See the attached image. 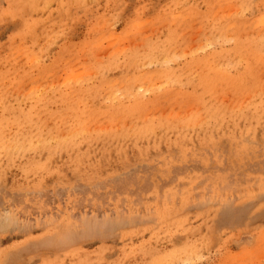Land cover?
<instances>
[{
	"label": "rangeland",
	"instance_id": "rangeland-1",
	"mask_svg": "<svg viewBox=\"0 0 264 264\" xmlns=\"http://www.w3.org/2000/svg\"><path fill=\"white\" fill-rule=\"evenodd\" d=\"M0 222V264H264V0H0Z\"/></svg>",
	"mask_w": 264,
	"mask_h": 264
},
{
	"label": "bare ground",
	"instance_id": "bare-ground-1",
	"mask_svg": "<svg viewBox=\"0 0 264 264\" xmlns=\"http://www.w3.org/2000/svg\"><path fill=\"white\" fill-rule=\"evenodd\" d=\"M167 4V3H166ZM214 4V3H213ZM249 6V5H248ZM231 8V7H230ZM251 14V13H250ZM236 15V14H235ZM178 16V15H177ZM228 16V15H227ZM182 17V16H181ZM180 18V17H179ZM235 18V17H234ZM262 18V17H261ZM182 21V20H181ZM183 22V21H182ZM146 23V22H145ZM192 23V22H191ZM260 23V22H259ZM105 24V23H104ZM139 24V23H138ZM171 24V23H170ZM173 24H175V23H173ZM145 25V24H144ZM263 25V23H262V21H261V26ZM256 27V26H255ZM259 27V26H258ZM150 28V27H149ZM170 28V27H169ZM154 30V29H153ZM260 30V29H259ZM111 32V31H110ZM253 32V31H252ZM111 35V34H110ZM258 35V34H257ZM107 36V35H106ZM123 36V35H122ZM115 37V36H114ZM109 38V37H108ZM163 38V37H162ZM124 40V39H123ZM116 41V40H115ZM260 42V41H259ZM97 43V42H96ZM100 43V42H99ZM110 45H112V44H110ZM118 45V44H117ZM123 45V44H122ZM258 45V44H257ZM101 46H102V44H101ZM103 48V47H102ZM116 48V47H115ZM121 48V47H120ZM122 48H123V46H122ZM77 51H79L78 49H77ZM110 51V50H109ZM115 51H116V49H115ZM119 51V50H118ZM121 51V50H120ZM112 52H113V50H112ZM195 52H196V50H195ZM120 54V53H119ZM113 55V54H112ZM110 57V56H109ZM209 59V58H208ZM162 60V59H161ZM235 60V59H234ZM96 61V60H95ZM99 61V60H98ZM158 62V61H157ZM172 62V61H171ZM154 63V62H153ZM215 63V62H214ZM152 64V63H151ZM69 66V65H68ZM70 67H73V66H70ZM126 67V66H125ZM243 71V70H242ZM241 71V72H242ZM62 72V71H61ZM84 72V71H83ZM88 72V71H87ZM86 72V73H87ZM69 74V73H68ZM142 74V73H141ZM193 74V73H192ZM60 75V74H59ZM71 75V74H70ZM152 75V74H151ZM80 76V75H79ZM85 76V75H84ZM88 76V75H87ZM74 77V76H73ZM73 77H71V78H73ZM59 78V77H58ZM80 78V77H79ZM79 78H78V80H79ZM82 79V78H81ZM77 80V81H78ZM136 80V79H135ZM83 82V81H82ZM111 83V82H110ZM117 83V82H116ZM113 84V83H112ZM60 85V84H59ZM63 85V84H62ZM111 85V84H110ZM154 85V84H153ZM51 87V86H50ZM135 87V86H134ZM159 88H160V86H159ZM154 89V88H153ZM52 90V89H51ZM140 90V89H139ZM37 93V92H36ZM145 94V93H144ZM128 96V95H127ZM197 111V110H196ZM142 115V114H141ZM188 116V115H187ZM177 119V118H176ZM162 120V119H161ZM118 128V127H117ZM91 130V129H90ZM89 133V132H88ZM67 135V134H66ZM83 135H84V133H83ZM132 136V135H131ZM79 138H80V136H79ZM75 140V139H74ZM71 146V145H70ZM48 147V146H47ZM11 150V149H10ZM111 221V220H110ZM1 223V222H0Z\"/></svg>",
	"mask_w": 264,
	"mask_h": 264
}]
</instances>
